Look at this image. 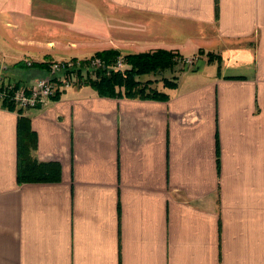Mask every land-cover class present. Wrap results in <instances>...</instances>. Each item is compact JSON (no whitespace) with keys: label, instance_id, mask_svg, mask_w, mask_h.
<instances>
[{"label":"crops","instance_id":"1","mask_svg":"<svg viewBox=\"0 0 264 264\" xmlns=\"http://www.w3.org/2000/svg\"><path fill=\"white\" fill-rule=\"evenodd\" d=\"M105 49L192 63L166 100L70 85L24 110L55 182H17L0 105V264H264V0H0L10 79Z\"/></svg>","mask_w":264,"mask_h":264},{"label":"trees","instance_id":"2","mask_svg":"<svg viewBox=\"0 0 264 264\" xmlns=\"http://www.w3.org/2000/svg\"><path fill=\"white\" fill-rule=\"evenodd\" d=\"M203 53L202 50L198 51ZM208 61L216 60L219 64V57L213 53H206ZM98 58L101 64L97 68L86 73L84 79L81 78V70L76 69L79 76L73 85H88L102 97L110 98H138L152 100H166L168 95L158 90L153 83L156 80H140L141 76L156 74L164 70L177 68L175 71H183L191 68V63H185L178 51L157 49L147 52L130 53L121 55L120 52L112 49H105L95 52L87 58H82L81 63L87 65L91 59ZM118 58L122 59L123 66L115 67ZM75 60L77 58H71ZM50 61L34 63L33 69L40 71L34 76L47 74ZM178 66V67H177ZM219 66V65H218ZM43 73H42V72ZM174 71V70H172ZM68 72V71H66ZM92 72V73H91ZM164 87L176 86L175 77L171 79L161 78ZM63 89H56L51 100L59 98ZM1 106L16 110L17 118V172L18 183L22 182H55L60 179V166L57 161H38L32 153L37 146V136L31 128L30 118L25 115L23 109L15 108L13 103L2 102Z\"/></svg>","mask_w":264,"mask_h":264},{"label":"built area","instance_id":"3","mask_svg":"<svg viewBox=\"0 0 264 264\" xmlns=\"http://www.w3.org/2000/svg\"><path fill=\"white\" fill-rule=\"evenodd\" d=\"M184 61L191 63L192 59L185 58ZM100 64L98 58L91 59L87 65L82 64L81 59L78 58L51 60L47 74L28 77L25 83L12 81L0 72V104L10 102L15 108L23 110L45 106L51 101L56 89H64L77 81L79 76L76 75V69L82 71L81 78L84 79L88 71L97 68ZM27 65L30 66L31 63L27 62ZM122 66V59L118 58L115 67Z\"/></svg>","mask_w":264,"mask_h":264},{"label":"rangeland","instance_id":"4","mask_svg":"<svg viewBox=\"0 0 264 264\" xmlns=\"http://www.w3.org/2000/svg\"><path fill=\"white\" fill-rule=\"evenodd\" d=\"M185 70H188V68L187 69H185ZM190 70V69H189ZM174 76H176V73H175V71H171L170 72V70H164V71H162L161 73L160 72H158V73H154V74H148V75H144V76H141L140 77V80H142V81H144L145 79H151V80H156L155 81V83H153V85L157 88V87H159L160 85H163L162 84V81H161V78H168V79H171L172 77H174ZM27 76H18V77H15V76H13L12 77V79H10V80H12V81H16V82H18V83H25L26 82V80L25 79H27L26 78ZM8 78V77H7Z\"/></svg>","mask_w":264,"mask_h":264}]
</instances>
